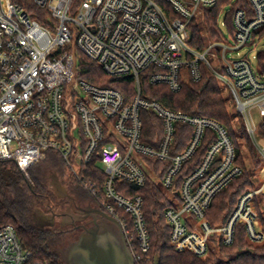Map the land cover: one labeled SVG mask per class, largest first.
<instances>
[{"label": "built area", "instance_id": "built-area-1", "mask_svg": "<svg viewBox=\"0 0 264 264\" xmlns=\"http://www.w3.org/2000/svg\"><path fill=\"white\" fill-rule=\"evenodd\" d=\"M33 1L47 13L44 24L12 0H0V160L15 161L28 177L46 152H57L72 176L120 224L135 264L151 262L144 199L124 195L117 185L146 184L144 157L170 162L160 183L173 202L165 216L177 250L206 258L214 236L227 246L233 244L237 226L246 229L251 242L262 243L257 202L262 195L264 206V65L258 63L260 51L252 58L250 52L264 39V0H248L250 11H234L229 36L221 26H227L226 20L219 22L220 38L205 32L202 49L191 44L193 24L219 0ZM231 6L232 2L224 4L220 15L226 11V18ZM244 47L250 51L243 55ZM83 56L112 77L133 78L135 96L127 102L121 91L84 80ZM203 66L229 95L235 119L243 120L242 134L249 136L263 159L257 172L262 183L241 195L221 226L209 223L207 211L244 171L232 135L218 120L171 109L145 98L141 89V76L148 71L151 84L179 92L185 83L202 79ZM144 110L163 122L158 147L142 140ZM179 123L190 126L192 135L186 147L173 154ZM209 130L214 141L177 188L178 175ZM99 154L106 173L102 188L86 178ZM0 264L48 262L34 259L13 224H0Z\"/></svg>", "mask_w": 264, "mask_h": 264}, {"label": "trees", "instance_id": "trees-1", "mask_svg": "<svg viewBox=\"0 0 264 264\" xmlns=\"http://www.w3.org/2000/svg\"><path fill=\"white\" fill-rule=\"evenodd\" d=\"M12 2L23 7L40 23H45L47 13L37 7L33 0H12ZM228 2H232V6L225 20L230 32L233 31L234 11L238 8L250 11L248 0H219L217 5L205 9V17L201 22L193 24L191 40L193 46L199 49L204 47L205 32L211 37L220 38V10ZM260 34L264 36V29ZM258 63L260 66L264 65V49L258 53ZM148 74L149 72L146 71L141 76L142 95L145 98L157 100L171 109L181 110L190 115L214 118L226 126L232 135L240 152L239 162L243 165L244 171L216 196L207 211V219L212 226L224 225L235 210L241 195L252 189L257 181L253 178L252 171L262 166V157L246 135L244 140L248 147L252 169L247 166L241 149L244 144L242 132H245L243 120L240 118L236 124L233 122L236 115L231 114L229 110V99L224 96L218 79L206 67H202L200 81L185 83L179 92H173L165 84H151ZM81 77L92 84L121 91L127 102L137 92L133 78L112 77L84 56ZM141 116L143 119L142 140L148 145L158 147L164 131L162 120L147 110L142 111ZM176 129L173 154L182 151L192 135V128L187 124L179 123ZM214 139L213 131H207L197 154L178 175L177 188L180 187L184 177L199 165ZM143 159L149 171L146 184L138 186L129 182H118L117 187L128 197L142 196L144 199L145 222L151 236L149 252L151 262L148 264H154L157 259L159 264H264V241L259 244L251 242L243 226L236 227L234 242L230 246L225 245L221 238L214 236L213 248L206 258L199 257L189 250H177L171 242V228L165 216L167 208L173 206V202L170 193L160 183L170 162L161 161L155 157ZM29 171L32 172L31 169ZM86 178L96 182L102 188L106 173L100 164V154L99 157L95 155L92 159L90 172ZM76 184L82 186L78 181ZM39 192L42 191L38 178L27 177L13 160H0V224H13L17 228L20 240L31 251L36 261L62 264L58 255L50 248V237L54 231L37 225L33 218L35 208L41 204ZM257 209L264 230V206L261 204V199L257 202Z\"/></svg>", "mask_w": 264, "mask_h": 264}, {"label": "rangeland", "instance_id": "rangeland-1", "mask_svg": "<svg viewBox=\"0 0 264 264\" xmlns=\"http://www.w3.org/2000/svg\"><path fill=\"white\" fill-rule=\"evenodd\" d=\"M225 9H228V8H225ZM225 14H226V11L224 14L222 13L220 15V18H219L220 24L225 22ZM201 21L202 20L200 19L199 22H201ZM221 26H222L223 31L226 33V36H229L230 31L228 30V27L227 26L224 27L223 25H221ZM263 49H264V39L261 42H259L256 49H254L253 51L250 52V58H252L253 55L257 54L258 51H261ZM249 51H250V49L248 47H244L241 49V53L243 55L247 54ZM224 96L227 99H230L229 95L226 92H224ZM228 103H229L228 107H229L231 114L236 115V109H235L234 105L232 104V102L230 100ZM257 119L259 120V118H257ZM238 121L239 120L234 119L233 122L236 124ZM245 137H246V134L243 133L242 134V141L244 142V144H243L241 149H242L243 156L246 160L247 166L252 169L251 158L249 155L248 147L246 146L245 140H244ZM252 144H253V142H252ZM253 146H254V144H253ZM31 170H32L31 173H30V171L28 172V177L34 176L35 178H38L39 180H42V181L46 180L45 182H46L47 186L50 188V190H48V191L49 192L53 191L52 192L53 197L58 199V200H56L58 203L60 202L61 197H60L59 193H57V191H56L55 180L57 182L58 188H60L63 191L68 192L67 190H69V191L71 190L74 192L75 195H78V196L92 197V195H93L90 192H88L87 190H85L82 186L76 184L77 181L72 176L71 170L69 169V167L67 166L65 161L62 159V157L55 151L46 152L44 158L41 159L37 164H35L31 168ZM258 170L259 169H255L252 171L253 178H255L257 180L254 183L252 188L257 187L260 184V182L262 183V179H263L262 176H261V178L259 176H257ZM70 186H72L73 188H71ZM262 203H263V197L261 195V204ZM37 207L35 208L36 210H37ZM55 210L61 211V212L67 211V209L64 208V205H57ZM41 212L44 214L46 211L41 210ZM57 221H59V220H57ZM39 226L48 227L49 229H52V231H54V233H52V235L50 237L51 251H53L54 253H56L58 255L60 262L62 264H66L65 259H64L63 250L68 246L67 243L71 239L70 235H67V234L60 232V230H63V228L59 222H56V224L53 227H51L49 222L44 223L43 225H39Z\"/></svg>", "mask_w": 264, "mask_h": 264}, {"label": "water", "instance_id": "water-1", "mask_svg": "<svg viewBox=\"0 0 264 264\" xmlns=\"http://www.w3.org/2000/svg\"><path fill=\"white\" fill-rule=\"evenodd\" d=\"M104 215L117 225L118 232L105 225L85 228L63 250L66 264H135L122 227L112 216Z\"/></svg>", "mask_w": 264, "mask_h": 264}, {"label": "flooded vegetation", "instance_id": "flooded-vegetation-1", "mask_svg": "<svg viewBox=\"0 0 264 264\" xmlns=\"http://www.w3.org/2000/svg\"><path fill=\"white\" fill-rule=\"evenodd\" d=\"M46 180L42 181L39 180V184L41 186V191L39 192L38 195L40 197V205H38L37 210L35 209V211L33 212V218L34 221L37 225H43L44 223L49 222L50 218H52V220H59L57 222L60 223V225H62L63 230H60V232L70 235V238L73 240L76 237H78L79 233L81 232V230L83 229V224L86 225V223L83 222H76L75 225L73 224H69L70 222H74L76 217H74V215H80V211H79V201L80 198H84V197H88V196H78V195H74L72 196L70 193L68 194L67 192L61 190L60 188H58L57 182L55 180V184H56V191L57 193H59L60 195V202L58 203L55 197H53L52 192L49 193L48 190H50V188L47 186ZM83 188L85 190H87L88 192L89 189H87L86 187L83 186ZM91 193V192H90ZM58 197V196H57ZM57 202V203H56ZM57 205H64V208L67 209V211H57L55 210ZM41 210H45L46 212L43 214L41 212ZM50 217H47L49 216ZM75 223V222H74ZM69 242V241H68Z\"/></svg>", "mask_w": 264, "mask_h": 264}, {"label": "crops", "instance_id": "crops-1", "mask_svg": "<svg viewBox=\"0 0 264 264\" xmlns=\"http://www.w3.org/2000/svg\"><path fill=\"white\" fill-rule=\"evenodd\" d=\"M71 188H73L72 186H70ZM67 190V189H66ZM72 196H74V192L73 191H69L67 190ZM66 192V191H65ZM67 192V193H68ZM68 193V194H69ZM76 196V195H75ZM79 202V211H80V215H74V217H76L75 219V223L74 222H70L69 224H73L75 225L76 222H83L86 223L83 224V229L81 230V232L78 234L80 235L85 228H95L99 225H105V226H109L110 228H112L113 230L118 232V227L117 225L109 220L107 217H105L104 213L106 215H108V213L101 207L99 201L97 198H95L93 195L92 197H84V198H80V200H78ZM110 216V215H109ZM50 217V216H47ZM56 220H52V218H50L49 223L51 225V227H53L56 224ZM78 237H76L75 239H70L69 242L67 243L68 245L72 242H74ZM65 250V249H64Z\"/></svg>", "mask_w": 264, "mask_h": 264}]
</instances>
